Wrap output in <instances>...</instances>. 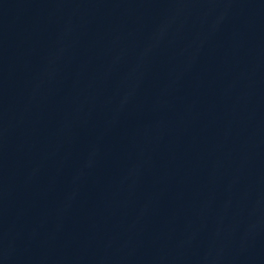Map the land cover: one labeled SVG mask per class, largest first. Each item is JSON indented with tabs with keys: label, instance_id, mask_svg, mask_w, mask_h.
Returning a JSON list of instances; mask_svg holds the SVG:
<instances>
[{
	"label": "water",
	"instance_id": "95a60500",
	"mask_svg": "<svg viewBox=\"0 0 264 264\" xmlns=\"http://www.w3.org/2000/svg\"><path fill=\"white\" fill-rule=\"evenodd\" d=\"M100 0H0V63Z\"/></svg>",
	"mask_w": 264,
	"mask_h": 264
}]
</instances>
